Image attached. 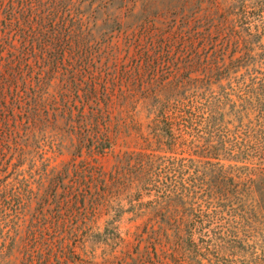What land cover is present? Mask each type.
Listing matches in <instances>:
<instances>
[{"label":"trees","instance_id":"obj_1","mask_svg":"<svg viewBox=\"0 0 264 264\" xmlns=\"http://www.w3.org/2000/svg\"><path fill=\"white\" fill-rule=\"evenodd\" d=\"M263 34L257 0H0V264H98L88 243L120 236L85 207L116 195L150 199L137 239L244 264L264 244Z\"/></svg>","mask_w":264,"mask_h":264},{"label":"rangeland","instance_id":"obj_2","mask_svg":"<svg viewBox=\"0 0 264 264\" xmlns=\"http://www.w3.org/2000/svg\"><path fill=\"white\" fill-rule=\"evenodd\" d=\"M257 1L261 6V15L264 18V0ZM262 45L264 46V34L262 37ZM136 107L140 109V107ZM133 108L134 105L130 109ZM144 121V116L141 115L137 119L135 118L134 122L143 124ZM128 123L129 125L133 124L131 120H128ZM131 131V137L127 136L122 139V141L127 143L125 146L123 145L124 142H120V144H117L113 152H110L103 158H97V165L105 172H111L115 165V156L123 152L125 147H129L130 149L137 147L135 144L139 140L136 138L132 126ZM29 143L31 146L29 151L31 152L32 158L31 161L25 165L24 169L27 172L33 190V129L30 134ZM47 157H53L52 153L48 154ZM69 161H71L69 156H59L52 160V165L58 166L63 163H68ZM148 201H150V199L146 197L134 201L132 206H136V208L131 209V201L126 195H121L120 198L116 195L113 199V203L109 207H100L99 209H95L96 211H93L95 207H92L90 203L86 204L85 208L88 213L87 221L93 225V231L102 234L107 223H113V225L117 227V234L120 238L117 240H114L113 238L107 240L98 239L97 241L93 240L91 243H88L86 251H82V253L93 255L95 262L98 264H107V261L109 260L114 264H120L123 259L136 257L138 252L155 261L159 258L165 259V257H175L182 262L184 261V264H208L209 257H197L196 253H193L190 249V244L187 241H184L183 243L163 241L161 243V240H150L147 239V237H144L143 241L137 239L138 228L141 227L144 222L157 219V217L151 214V207L147 205ZM158 219H160V217ZM197 239L198 238H194V241L199 242ZM258 244L259 245L256 248H253V250L250 251L252 255L247 258L244 264H264V244ZM160 245L162 247H160Z\"/></svg>","mask_w":264,"mask_h":264}]
</instances>
